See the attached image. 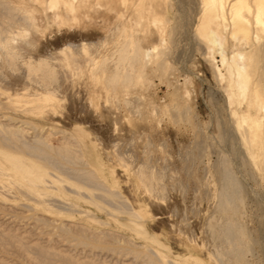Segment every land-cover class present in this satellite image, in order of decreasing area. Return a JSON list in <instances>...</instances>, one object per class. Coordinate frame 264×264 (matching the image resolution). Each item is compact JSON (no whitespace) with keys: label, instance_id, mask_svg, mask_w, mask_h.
<instances>
[{"label":"bare ground","instance_id":"obj_1","mask_svg":"<svg viewBox=\"0 0 264 264\" xmlns=\"http://www.w3.org/2000/svg\"><path fill=\"white\" fill-rule=\"evenodd\" d=\"M195 1L192 35L225 98L250 167L264 182V0ZM169 4L167 0H0V200L11 194L17 200L25 197L24 207L34 221L52 227V233L69 246L80 244L93 255L98 251L122 258L129 254L126 250L140 249L144 264H206L199 257L204 252L207 264H254L252 238L243 224V190L227 160L217 155L212 165L215 196L202 191L200 183L189 197L187 186L177 188L175 183L178 169L173 168L175 157L165 134L178 122L180 110L162 105L152 81L156 76L172 87L171 101L177 89L190 96L187 78L185 86L173 83L176 73L165 46L171 35ZM92 130L110 144L109 151L100 139L79 138ZM210 147L194 143L190 154L195 172L211 153ZM105 158L106 170L98 171L92 162ZM178 158L183 159L180 154ZM120 172L135 179V189L129 193L138 206L105 184L106 174ZM61 195L87 199L100 216L118 220L126 215L122 225L160 246L166 245L148 230L164 223L171 236L176 232L179 241L189 243L188 256L170 258L131 238L119 239L124 247L111 246L104 239L112 233L102 229L87 231L76 242L68 236V220L62 215L71 216L70 210L79 211L78 205L62 208L53 199ZM203 201H211L204 221ZM149 203L156 213L148 209ZM1 231L0 253L14 251L33 264L83 263L54 246H31L16 233ZM167 250L174 255L171 248Z\"/></svg>","mask_w":264,"mask_h":264},{"label":"rangeland","instance_id":"obj_2","mask_svg":"<svg viewBox=\"0 0 264 264\" xmlns=\"http://www.w3.org/2000/svg\"><path fill=\"white\" fill-rule=\"evenodd\" d=\"M167 1L168 3L170 2L169 5L172 4L170 6L172 7V14L170 15L171 17L169 20L171 21L169 22L171 27H167V30H171V35H169L170 33L168 31L170 39L169 37H166V40L170 41H168L165 46L167 49L170 48L169 58L176 73V76L174 75L176 80L173 79V83L177 81L175 83L176 86L180 83H182V86H185L183 83L184 79L187 78L189 81H187V85L185 87L188 88L190 93V96L187 97L188 95L185 93H179V90L176 88L178 91L177 97L174 98V101H171L170 95L173 92L172 87L170 88V86L166 85L165 82H161L156 76H153L152 78L155 85L154 93L157 95L159 101L162 102V105L165 106L169 104L170 106H177L180 110L178 122L174 126L169 127L165 134V137L168 138L171 143V151L175 157L173 168L178 169V175L175 179V183L177 188L183 187V185L187 186L185 195H188L189 197L194 195L192 187L195 184L199 186L200 183L203 186L202 191H208L211 195L215 196L217 182L212 172V165L216 160L217 155L226 159L234 173L235 178L243 190L245 205L243 224L247 230H249L252 238L250 239V244L252 246V258L254 260V264H264V182L260 179L255 170L250 167V162L245 156V150L239 144V137L231 125V119L227 112L226 101L224 100L225 98L212 77L210 65L203 57L202 50L200 49L197 40H195L192 35L193 21H191V19L193 14L196 13L198 9L196 1ZM177 5L181 6L178 7ZM173 14L175 20L172 17ZM186 20L189 21L187 22ZM169 23L167 26H170ZM173 23L175 24L173 25ZM173 29L176 33H174L175 31ZM168 35L166 33V36ZM55 41L56 44H59L61 40L58 38ZM169 44L171 46H169ZM215 61H219L218 54H215ZM84 134L81 133L79 138L83 139L85 142L100 139L104 149L106 151L110 150V144L106 141L103 142L104 138L95 133L93 130L90 135ZM198 141L209 143L211 145V153H208L204 157L203 162L199 167V171L195 172V168H192L194 163L190 152L195 151L193 146L194 143ZM179 154L183 157L182 160L178 158ZM103 162H107L106 158L104 160H94L92 165H94L98 171H105L106 166L103 165ZM5 165L9 166L7 163H5ZM117 171H120V169H117ZM121 173L122 172L117 173L114 176L106 174L104 177L105 184L117 193L122 192L125 197H129L135 206H138V203H135L132 198H130V195H133V193H129V189H135V179L133 177H129L128 175L124 176ZM97 193H99V191H97ZM141 193L142 192H139V195H143ZM180 194L181 192L177 189L174 196L178 198L179 196L177 195ZM11 195H6L7 197H5V199L0 200L1 232L6 231L7 233L9 230V232L13 234L16 233L17 236L25 239L26 243H29L28 245L31 246L34 245V243L44 246L47 245L51 248L54 246L57 251H61L65 254L68 253L69 255L71 254L77 260H81V262H83L82 264H85L86 261L90 260L95 263L99 262L98 264H142L144 262V253L139 251L140 249L137 253L128 249L126 252H129V254H127L126 257L123 256L121 258L120 256L117 258L113 255L110 257L109 254L111 253H106L107 256H104L106 255L105 253L100 255L98 251L95 252V254L97 253L96 255H93L87 248H83L80 244L74 247L69 246L71 245L70 242L68 243L56 234L52 233V227H47L42 225L40 222L37 223V221H34L35 219L30 216L31 213L30 210H28V207H24V205L28 203L25 197H20V200H17L13 197L11 198ZM61 196L62 198L53 197V199L56 200L58 205L62 208H68L69 204L78 205L77 208L79 211L70 210L72 213L71 216L64 213L62 215L64 220H68L65 221V223L69 226L68 236L76 242H78L77 238H81L83 233L87 231L96 232L97 230L102 229L108 233H112L109 237H105L104 239V243L110 244L111 246L124 247L126 244H123L119 239L131 238L139 244L148 245L152 249L166 254L170 258H178V254L179 256H182L180 258L188 256V252L191 248L189 243L184 240L179 241V236L176 232L172 233L173 236H171V231L164 223L149 227L148 231L150 234L153 233L154 235L160 237L163 244L167 247L151 242V240L146 237L139 238L134 230L122 225L120 222H125L126 218V215L124 214L119 215L118 220L107 215L100 216L101 212L97 210L94 205L88 203L87 199H76L74 195ZM210 203L211 201L209 203L205 201L200 203L201 215H204L202 221L205 220V213L209 212L207 207ZM149 205L150 207H148V209L153 213H156L157 210L151 206L150 203ZM32 211L33 210H31V212ZM165 215L166 214H157V217H165ZM91 216L93 218L96 217V219H92ZM100 220L104 221V223L99 222ZM198 229L199 228H197V232H199ZM113 234L114 237L111 236ZM170 248L174 251V255H171L167 250H170ZM103 257L105 259H103ZM133 257H136V262L132 261ZM199 257L206 264L209 262L204 252L199 255ZM1 259L5 261V264L8 261L9 262L7 264H22L23 262H25L24 264H33L28 261L26 262L23 254H18L14 251L0 253V260ZM130 261L131 263H129Z\"/></svg>","mask_w":264,"mask_h":264}]
</instances>
